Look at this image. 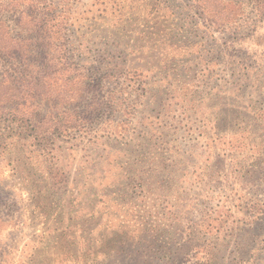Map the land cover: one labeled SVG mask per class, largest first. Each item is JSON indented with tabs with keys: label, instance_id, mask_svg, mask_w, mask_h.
Returning a JSON list of instances; mask_svg holds the SVG:
<instances>
[{
	"label": "rangeland",
	"instance_id": "374dc122",
	"mask_svg": "<svg viewBox=\"0 0 264 264\" xmlns=\"http://www.w3.org/2000/svg\"><path fill=\"white\" fill-rule=\"evenodd\" d=\"M57 37L122 115L71 129ZM12 39L20 103L60 122L0 117V264H264V0H0Z\"/></svg>",
	"mask_w": 264,
	"mask_h": 264
},
{
	"label": "trees",
	"instance_id": "16d2710c",
	"mask_svg": "<svg viewBox=\"0 0 264 264\" xmlns=\"http://www.w3.org/2000/svg\"><path fill=\"white\" fill-rule=\"evenodd\" d=\"M9 11L11 12L12 20L16 21V25H17V22H20L21 18L23 17L22 12L19 11L17 5L9 9ZM45 16H46V12L43 10L39 15V18H40L39 20L40 24L38 25L39 31H37L34 38L28 39L30 40V42L34 40L30 47H36L37 49H40L43 47L44 43L47 40L51 41L49 34L45 33V28L43 27V25H45L46 23L45 20L43 19V17ZM58 38L59 37H57V39L55 40V43L51 42L53 44L55 53H57L56 57L54 58L56 64L54 68L52 67L53 73L55 74L57 72L59 76L60 75L65 76L64 79L66 80V82L72 83L70 84V87L72 88V93L67 96L66 102L70 101V103L72 102L81 103L82 105V101H85V104H83V106L85 107H83L82 111H80L79 115L77 116H76L77 112L74 110V108H73V111H71L70 109V111L61 112L62 114L68 113L69 115H72V119L76 120V122H73V120H71L70 122L71 129H74L76 124L77 125H81V123L83 124L85 120L94 116L97 112L103 110L104 108L112 114L119 112L122 115L124 112V109H123L124 101L121 102L122 99L120 98V96L118 97L117 94L119 93V95L120 94L122 95L123 91L121 89H117V90L115 89V90H111L108 92L105 91L99 97L97 95V91L100 92L103 88L102 84L105 80L104 76L100 72L89 75L84 69H82V67H79L78 65L75 64V62L73 61L74 55L72 54V52L63 51V53H60V49H59L60 44H58V40H59ZM17 40L18 39H14V40L12 39L11 41L12 42L14 41V43L11 46L8 45L9 47H5L6 45L3 46L2 43L0 44V60L2 61V62L0 61V70H1L0 72V90H1L0 91V110H2V113L0 112V117H2V119L4 120L5 119L7 120L8 119L7 117H10L11 119L17 121L15 123V125L17 124V126L15 127L16 129L23 128V124H21L23 122V118L25 122L29 123V121L31 120V117L29 115L28 117L29 121H28V119L25 116L23 115L19 116L18 115L19 113L16 114V112L18 111L17 108L22 107V106L24 107L28 106L33 110V114H32L33 122L40 120V123H41L42 119L47 117L52 127L57 129L59 128L58 123L60 122L57 115H54L52 112L49 113V111H46V109L44 110L39 109L38 106L33 108L30 103L29 104L25 103V105L23 102L20 103V101H26V100L23 99V97H20L21 94H25V92L20 90L21 88L20 82L22 79L20 78V76H17V75H20L19 70L23 68L24 64L22 63L23 60L21 56V54L23 53L21 52V48L18 45ZM7 48H11V49H7ZM62 59L66 60V64L64 65L66 66L65 69L62 68L63 65L62 63H60V60ZM9 70L12 71V74H9ZM42 70L43 69H41V71ZM63 70H66V71H63ZM39 73L40 71H38V77L36 81L41 80V78L45 76V73L41 76H39ZM111 76L114 77L113 74ZM16 84H18V87L16 86ZM9 85H14V89H11L12 87ZM12 90H14L13 93H10ZM16 90H18V92H15ZM30 90L33 91L31 98L36 97L38 95L43 98V94L46 93L44 85L37 84V83H35V87ZM7 91H9L10 95L8 93L5 96V93H7ZM26 94H29V93H26ZM8 101H12L14 103L11 104V106L6 107L7 105L6 103ZM4 116H6V118ZM0 124H1V120H0ZM12 124L14 123H11L10 125ZM36 128L39 134H43L44 132L48 130L47 127H41L40 125L36 126Z\"/></svg>",
	"mask_w": 264,
	"mask_h": 264
}]
</instances>
